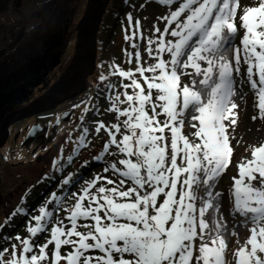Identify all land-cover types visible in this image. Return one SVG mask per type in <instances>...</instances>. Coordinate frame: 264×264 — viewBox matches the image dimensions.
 <instances>
[{"label":"snow or ice","instance_id":"1","mask_svg":"<svg viewBox=\"0 0 264 264\" xmlns=\"http://www.w3.org/2000/svg\"><path fill=\"white\" fill-rule=\"evenodd\" d=\"M158 3L168 14L152 36L127 15L125 40L135 51L125 50L126 63L135 67L112 64L99 78L118 76L124 89L107 83L106 111L116 122H95L96 134L103 130L108 139L94 159L122 156L103 169L117 179L96 175L78 193H50L30 216L27 237H2L16 243L0 247V264H264V143L250 145L251 158L236 165L229 218L218 190L232 163L243 83L255 96L252 119L264 120V0L244 7L241 0ZM88 133L85 127L80 147L88 146ZM69 197L66 224L57 213ZM18 214L29 215L17 208L0 229Z\"/></svg>","mask_w":264,"mask_h":264},{"label":"rangeland","instance_id":"2","mask_svg":"<svg viewBox=\"0 0 264 264\" xmlns=\"http://www.w3.org/2000/svg\"><path fill=\"white\" fill-rule=\"evenodd\" d=\"M87 1L67 0V3H60L59 5L57 0H36V2L25 0V3L28 2L30 5L32 2L38 6L43 5L40 12H44L45 10V13L54 12V9H59V12H57L54 19L50 16L49 30H46V34L43 37H40V39L46 41V44L45 47H39L40 49L36 53L39 56H35L32 61L31 59L22 61L25 66L23 68L24 74L17 83L18 87L6 86L7 90H12L13 92L8 91V94L0 96V124L6 115L23 105H27L30 102L26 103L28 100L32 99L31 101H33L48 92L65 73L74 56L77 36L76 27L85 12ZM253 3L254 0H241V7L250 6ZM129 13L133 16V23L137 19L141 21L145 36H152L154 35L153 25H158L161 30L165 27L166 22L158 20V17L167 15L168 8L159 4L158 0H110L98 32L96 70L87 80L86 92L72 101L60 104L55 109L45 112L47 114L60 108L58 112L54 113L55 115L48 123L46 138L35 146L31 154L23 153L21 165H18V162L21 160L15 159L12 160L13 162L11 161L13 166H9L3 170L6 175L3 173L0 179V187L4 195V199H1L0 202L1 224H5L6 219L17 208H22V199L28 200L31 195L34 198L26 205L29 207V216L26 218L28 220L30 216L39 214V207L46 204V200L53 191L57 192L58 195L78 193L84 186V182L90 181L96 175H106L117 179L111 172L104 173L103 169L109 163L123 158L122 156L106 155L103 160L94 159V157L103 151V145L108 139L107 134L103 130H101L99 135L96 134L95 122L103 121L106 125L116 122V114L106 111L111 103L107 99L109 89L105 88L104 85L101 90L102 92H100V90L96 89V86L104 83L99 78L101 75H109L110 65L112 64H118L125 70L135 67V61L131 65L126 63L127 57L125 55V50L135 51L131 49L130 42L125 40V29L129 28L127 20ZM128 34H131L130 30ZM242 35L243 31L236 38L237 45H239ZM144 47V42H141V54L147 59ZM148 62L152 63L153 61L148 60ZM27 64H30L29 67L26 66ZM245 68L246 66L242 65V75ZM27 72H29V75ZM109 82L114 83L120 92L124 91L120 87V77L110 76L107 83ZM123 82L128 83L129 81L124 80ZM5 88L1 89L4 90ZM242 88L243 99H240L239 96L237 97V102L241 107L239 109V123L235 133L236 139L232 141V146L234 147L232 163L218 185V190L224 194L222 210L226 218H229L228 210L231 205L230 188L233 184L232 177L238 175L236 165L244 158H251L250 145L264 143V120L259 118L256 120L252 119V116L258 115V110L255 107L256 100L254 93L247 82L243 83ZM97 91L98 96L91 99V96ZM131 91L129 89V92ZM112 95H115V92ZM88 106L90 107V112L85 113L84 109ZM121 107H127V104L121 105ZM97 108L99 109L98 112L96 111ZM82 116L84 117L83 121L81 120ZM47 117H51V114H47ZM21 122L15 123L12 126ZM85 127L89 129L87 136L89 143L87 147H80L79 137L83 135ZM184 132L185 134H189L187 126ZM11 149L15 150L14 145L8 147V150L6 149L4 152H9ZM112 151H116L114 147ZM69 157H72L71 161H69ZM60 172L65 174L64 179L69 176L72 177V183L66 185L68 188L72 185L67 193L61 190L64 185H58L57 187L54 184L53 186V181L58 180L54 179V177L57 176L56 173L60 175ZM62 182L60 184H63ZM73 203L74 200L69 197L64 203V210L57 213L58 217L64 219L66 224L68 223L66 219L68 215L67 209ZM47 206L49 209L53 207L51 204ZM28 220L18 226V229L14 230L11 228L5 231V234L1 237H15L17 234L27 237L26 226ZM246 235V230L241 228V242H243ZM37 239L38 242H43V236ZM12 243H16V241L13 239L10 242H6L0 238V247H10ZM234 243L235 238L230 241V247H233Z\"/></svg>","mask_w":264,"mask_h":264},{"label":"flooded vegetation","instance_id":"3","mask_svg":"<svg viewBox=\"0 0 264 264\" xmlns=\"http://www.w3.org/2000/svg\"><path fill=\"white\" fill-rule=\"evenodd\" d=\"M25 1V0H24ZM36 2V0H33ZM60 5V3H67V0H57ZM14 0H0V27L8 25H14L16 26V23L12 19H17V21H21L19 17L21 16L18 13V9L14 5ZM32 2L33 7L31 8L34 12H36V7H38L37 4H34ZM28 4V2H26ZM60 7V6H59ZM16 9V10H15ZM13 10L16 12H13ZM67 11V9H66ZM59 12V9H54V12L52 13L51 18L54 19L55 15ZM2 14V15H1ZM9 18L11 22L5 21L1 18ZM5 21V22H4ZM8 22V23H7ZM23 22V21H22ZM53 25V24H51ZM30 23L24 22L23 27H29ZM50 27V26H49ZM48 30V29H47ZM46 33H42V35L38 37H33L31 38L27 43L26 47L22 50L15 49L14 52L9 56L8 60H2L0 59V96L8 94V91L13 92L12 90H7V87H18V81L21 80L20 78L24 74V65H23V60L28 61V59L32 61V59L37 55V51L40 49L39 47H45L46 41L40 39V37H43ZM18 65V67H17ZM30 64H27L26 66L29 67ZM33 67V66H31ZM30 67V68H31ZM23 69V70H22ZM29 72H27L28 74ZM29 75V74H28ZM7 86V87H6ZM6 87V88H5ZM1 88H5L4 90ZM17 90V88H16ZM10 92V93H11ZM18 92V91H17ZM13 94V93H12ZM32 99L28 100L26 103L29 101L31 102ZM29 102V103H30ZM24 106V105H23ZM22 106V107H23ZM21 108V107H19ZM18 109V108H17ZM15 109V110H17ZM60 108L57 110L47 113L51 114V117H47L46 113H42L40 115H36L30 118L25 119L19 124H16L12 126L9 130V138L7 141V144L3 147V149L0 150V179L2 177V174L5 172L3 171L5 168L9 166H13V161L12 160H21L18 162V165L22 164V155L25 154H31V152L34 150L35 146L39 143L42 142L46 138V131H48V123L51 118L55 115L54 113L58 112ZM63 114V113H62ZM65 115V114H64ZM65 119V118H64ZM2 122V121H1ZM25 124V125H24ZM11 145H14L15 150H10L9 152H4L6 149L8 150V147ZM17 148V149H16ZM12 161V162H11ZM57 176L54 177V179H58L57 181H53V186L58 187V185H63L60 184L62 182V178L64 180V173L60 172L56 173ZM6 175V174H5ZM59 175V176H58ZM61 180V181H60ZM60 181V182H59ZM3 182V180H1ZM72 186V185H71ZM71 186L68 188L66 185L62 186L61 190L67 193L69 192V189ZM51 187V186H50ZM0 193L2 195V199H4V195L2 192V188L0 187ZM34 197L32 195L27 199H22L23 204L22 208L29 214V207L26 205L32 200ZM3 201V200H2ZM25 202V203H24ZM29 215H16L12 217L10 221V226L6 225L2 229H0V238L5 234V231L10 230L11 228L18 229L24 221H27ZM25 223V222H24ZM1 224V223H0ZM15 224V225H14Z\"/></svg>","mask_w":264,"mask_h":264},{"label":"water","instance_id":"4","mask_svg":"<svg viewBox=\"0 0 264 264\" xmlns=\"http://www.w3.org/2000/svg\"><path fill=\"white\" fill-rule=\"evenodd\" d=\"M109 2L110 0L87 1L85 12L76 27L75 51L69 67L48 92L3 118L0 124V149L6 145L13 124L49 112L86 92L87 80L96 70L97 37ZM29 6L32 8V3ZM42 6L36 7L35 11L40 12ZM1 199L0 193V202Z\"/></svg>","mask_w":264,"mask_h":264},{"label":"bare ground","instance_id":"5","mask_svg":"<svg viewBox=\"0 0 264 264\" xmlns=\"http://www.w3.org/2000/svg\"><path fill=\"white\" fill-rule=\"evenodd\" d=\"M14 1L18 13L21 15L19 17L21 21L12 19L16 26L5 25L0 27V59L2 60H8L9 56L7 55H11L15 49H18V51L24 49L31 38L38 37L47 29L49 30V19L52 16L51 12L45 13L46 10L44 12H39V10L34 12L24 0ZM13 12L15 11L13 10ZM1 19L11 22L7 17ZM24 22L30 23V26L23 27Z\"/></svg>","mask_w":264,"mask_h":264},{"label":"trees","instance_id":"6","mask_svg":"<svg viewBox=\"0 0 264 264\" xmlns=\"http://www.w3.org/2000/svg\"><path fill=\"white\" fill-rule=\"evenodd\" d=\"M98 62H99V61H98ZM106 84H107V81H105L102 85L98 84V85L96 86V87H97L96 89H97V90H100V92H102L101 90H102V88H103L104 85H105V88H106ZM93 85H94V84H93ZM94 95H95V96H94ZM94 95L91 96V99L94 98V97H97V96H98V91H97L96 93H94ZM91 99H90V100H91ZM87 108H90V107L88 106ZM92 110H94V109H92ZM92 110H91V111H92ZM89 112H90V110L88 111V113H89Z\"/></svg>","mask_w":264,"mask_h":264}]
</instances>
